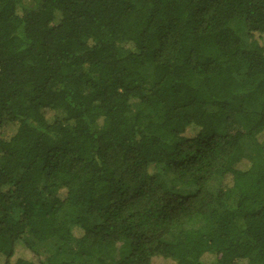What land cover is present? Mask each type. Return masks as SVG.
I'll use <instances>...</instances> for the list:
<instances>
[{"label": "trees", "instance_id": "16d2710c", "mask_svg": "<svg viewBox=\"0 0 264 264\" xmlns=\"http://www.w3.org/2000/svg\"><path fill=\"white\" fill-rule=\"evenodd\" d=\"M0 264H264V0H0Z\"/></svg>", "mask_w": 264, "mask_h": 264}, {"label": "rangeland", "instance_id": "374dc122", "mask_svg": "<svg viewBox=\"0 0 264 264\" xmlns=\"http://www.w3.org/2000/svg\"><path fill=\"white\" fill-rule=\"evenodd\" d=\"M234 26L236 27V29L240 30L243 27V22L241 20H236L234 22ZM247 30L243 29L241 31V34H246ZM219 187V180H214L211 184H210V188L212 191H216V189ZM51 244H39L37 247V250L40 253V256L43 260H45L53 251V244L55 245V242H49ZM73 246L75 245L74 243L72 244ZM131 251V244L128 241H120L117 244V252H116V259L120 260L121 258H123L124 256H126L127 254H129ZM26 254V256L29 259H38L35 257V255L28 253V252H24Z\"/></svg>", "mask_w": 264, "mask_h": 264}]
</instances>
